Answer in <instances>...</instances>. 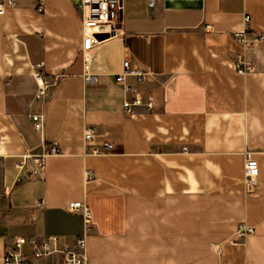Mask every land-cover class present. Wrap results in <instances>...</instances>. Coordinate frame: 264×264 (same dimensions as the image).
Wrapping results in <instances>:
<instances>
[{
  "label": "crops",
  "instance_id": "0c3cea01",
  "mask_svg": "<svg viewBox=\"0 0 264 264\" xmlns=\"http://www.w3.org/2000/svg\"><path fill=\"white\" fill-rule=\"evenodd\" d=\"M78 0H15L0 13V264L15 238L58 236L74 246L93 213L92 264H264V0H122L117 33L85 66ZM238 58L255 70L242 75ZM149 72L124 107V62ZM56 83L36 99V73ZM87 73L97 82L87 83ZM152 108H148V103ZM44 116L41 135L30 118ZM115 148L93 155L84 133ZM57 144L41 175L16 164L42 139ZM186 147V150L184 148ZM258 160L245 184V152ZM92 172L87 179V172ZM39 203L41 205H39ZM241 224L255 228L243 239Z\"/></svg>",
  "mask_w": 264,
  "mask_h": 264
},
{
  "label": "built area",
  "instance_id": "2783aa9c",
  "mask_svg": "<svg viewBox=\"0 0 264 264\" xmlns=\"http://www.w3.org/2000/svg\"><path fill=\"white\" fill-rule=\"evenodd\" d=\"M6 5L14 6L15 0H0V13L5 12ZM149 5H153V0H149ZM77 8L79 10L83 30L84 44L82 48L85 66L88 68L91 62V51L101 43L104 39H100L97 35H107L106 38L114 36L117 33V24L120 21L121 12L123 9L122 0H78ZM249 16L245 17L246 28L242 31L235 32V39L241 43L244 48H249L254 42L264 40V33L250 39L246 36ZM236 70L239 74L246 75L255 70L254 65L242 58L236 61ZM36 78L39 82V88L36 93V99L47 96L49 89L56 83L55 78H48L37 72ZM137 77L140 83L147 80L151 74L139 68L131 66L130 61L124 62V71L118 74L117 79L124 85L126 92H135V97L132 100L126 99L124 107L127 112H132L135 106L144 104L141 94L125 82L126 76ZM87 83L97 82V76L87 73L85 75ZM148 108H152V103H148ZM34 128L43 135L44 132V116L42 114H32L30 116ZM99 134L93 128H87L84 133V140L87 146L90 147V152L93 155H103L111 152L115 146L112 141H98ZM42 150L34 152L29 150L22 156V160L16 164L18 169L17 181H21L25 177L26 166L29 160L34 163L33 171L28 175L30 178L35 175H41L46 167L47 158L59 153L57 144L47 142L42 139ZM186 150V147L184 148ZM0 155V164L3 161ZM92 172H87V179H90ZM259 176L258 160L254 157L252 150L245 152V184L248 191L254 190L257 186ZM8 194L7 188H0V196ZM39 205H41L39 203ZM69 212H81L84 221V232L76 238L74 246L61 244V239L58 236H43V237H17L8 245L4 255V264H92L87 252L88 237L94 229L93 213L87 203L83 201L70 202L67 206ZM255 228L247 224H241L236 232L237 239H243L247 235L253 233Z\"/></svg>",
  "mask_w": 264,
  "mask_h": 264
},
{
  "label": "water",
  "instance_id": "95a60500",
  "mask_svg": "<svg viewBox=\"0 0 264 264\" xmlns=\"http://www.w3.org/2000/svg\"><path fill=\"white\" fill-rule=\"evenodd\" d=\"M97 37H99L100 39H104L107 37V35H97Z\"/></svg>",
  "mask_w": 264,
  "mask_h": 264
}]
</instances>
